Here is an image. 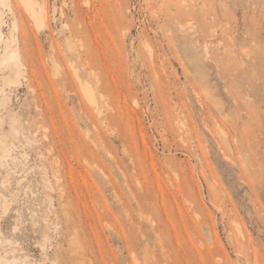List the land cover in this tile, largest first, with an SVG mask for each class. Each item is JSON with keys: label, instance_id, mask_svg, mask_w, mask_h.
<instances>
[{"label": "rangeland", "instance_id": "rangeland-1", "mask_svg": "<svg viewBox=\"0 0 264 264\" xmlns=\"http://www.w3.org/2000/svg\"><path fill=\"white\" fill-rule=\"evenodd\" d=\"M5 1L0 264H264V0Z\"/></svg>", "mask_w": 264, "mask_h": 264}, {"label": "bare ground", "instance_id": "bare-ground-1", "mask_svg": "<svg viewBox=\"0 0 264 264\" xmlns=\"http://www.w3.org/2000/svg\"><path fill=\"white\" fill-rule=\"evenodd\" d=\"M21 1L24 2V4L26 5L27 9H29L30 12H33V10L35 8L40 7L41 11H38V12H40V13H38V15H39V17H41L42 15H44V13H45V10L44 9L45 8H43L41 6V4H39L36 0H21ZM2 4H3V6H6V1L5 0H2ZM14 56H15L14 53L12 51H10L9 52L8 59H12V58H14ZM89 93H91V91Z\"/></svg>", "mask_w": 264, "mask_h": 264}]
</instances>
